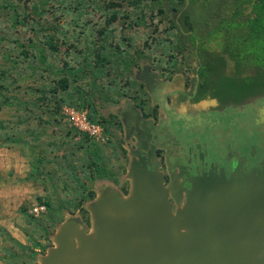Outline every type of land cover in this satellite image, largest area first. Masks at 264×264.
Instances as JSON below:
<instances>
[{
	"label": "rangeland",
	"instance_id": "374dc122",
	"mask_svg": "<svg viewBox=\"0 0 264 264\" xmlns=\"http://www.w3.org/2000/svg\"><path fill=\"white\" fill-rule=\"evenodd\" d=\"M191 1L196 2L0 0V72L5 76V80L1 81L5 88L2 94L11 104L0 108V118L8 114L9 119L6 121H9V126L18 124L29 130L50 125L52 119L46 113L55 111L58 114L55 118V125L58 126L56 133L41 136L50 148L47 157L50 169L46 180L36 182L40 183L45 193L36 198V203L43 204L45 212L33 217L28 212L32 205H24L22 215L30 226V230L25 231L28 245L19 251L21 258L16 264H25L33 255H44L53 247L54 238L64 222L76 219L87 224V212L83 205L91 201L97 192L109 190L112 184L119 193H131L132 178L130 174L127 179L124 175L127 171L125 152L121 148L118 128L114 126L113 120L104 122L96 119L84 106H93L90 100H94L95 84L102 90L104 82L109 79L104 78L105 73L113 75L116 67L122 64L126 67L129 62L138 67L139 62H149L152 57L156 59L152 65L169 71L178 61V71L184 78L194 76L195 60L185 52L192 46L183 42L176 55L172 47L178 40L177 36L182 37L189 30L192 36L201 38L206 22L213 24L225 14L229 0H197L199 3L189 5ZM239 11L227 16L231 21L235 19L241 29L251 16L250 5L241 6ZM14 13L19 23L13 22ZM189 18L191 26L188 27L183 21ZM102 44L105 52L112 53L100 52L98 47ZM39 49H42V55L38 53ZM93 50H97L98 57L103 59L107 55L108 60L93 67L91 62L96 56ZM228 53L232 62L238 60V52L233 47ZM41 56L45 58L43 66L39 63ZM62 78L66 79V88L56 86V82ZM53 89L55 95L51 93ZM79 91H86L88 96L85 102L77 104L72 99L76 98ZM52 101H57V105H50ZM66 106H80L86 110L92 119L90 121L102 126L107 136L105 143L97 144L68 128L63 123L61 113ZM244 110H247L249 117L254 116L247 122L254 130L253 136L247 140L256 141L254 149L264 164V98L255 100ZM243 121L246 123L247 120ZM3 124L7 125L8 122L0 119V136L11 134L4 129ZM229 124L233 126V121ZM24 137L28 142H35L31 134L25 132ZM260 141L262 145L258 143ZM115 173L118 174L116 178ZM189 182H186L188 187L180 191L188 190ZM164 183L167 182L164 180ZM166 199L171 214L175 216L179 206L184 203L183 193L178 195L175 191L171 192Z\"/></svg>",
	"mask_w": 264,
	"mask_h": 264
},
{
	"label": "water",
	"instance_id": "95a60500",
	"mask_svg": "<svg viewBox=\"0 0 264 264\" xmlns=\"http://www.w3.org/2000/svg\"><path fill=\"white\" fill-rule=\"evenodd\" d=\"M130 175L128 199L93 204L94 239L64 222L41 264H264V165L193 177L175 216L157 174Z\"/></svg>",
	"mask_w": 264,
	"mask_h": 264
},
{
	"label": "crops",
	"instance_id": "0c3cea01",
	"mask_svg": "<svg viewBox=\"0 0 264 264\" xmlns=\"http://www.w3.org/2000/svg\"><path fill=\"white\" fill-rule=\"evenodd\" d=\"M174 45L172 48L178 55V41ZM100 52L112 53L111 51L105 52L104 45ZM103 60H108V56L106 55ZM94 61L91 62L93 67L98 65ZM154 62L156 59L150 57L149 62L142 60L138 63L140 64L138 67H135L134 63L131 62L126 67L124 64L120 67L118 61L119 67H116L115 71L113 70V75L104 74V78L109 79L104 82L102 90L97 88L95 84L94 100H90V104L93 106L85 105L84 107L90 114L93 113L96 119H101L104 122L113 120L116 127L120 129L118 130V137L121 140V148L125 152L127 171L124 175L126 179L129 178L128 175L131 174V170L157 174L162 180V187L166 195H170L174 191L181 195L183 191H179L181 190L182 167L178 162V128L174 127L176 124L174 122H176L175 117L178 116V84L182 81L178 83V73L175 74V71L173 74L170 73V79L164 78L163 74L166 70L152 65ZM105 63L109 64V62ZM136 68L138 69L136 70ZM69 76L73 77V75ZM100 78L104 80V78ZM93 79L96 82L99 81L98 78ZM87 96L86 91H79L72 101L80 104L87 100ZM135 97L138 101L141 99L145 102L146 106L143 107V111L136 105L138 101ZM57 101L50 102V105H57ZM192 103L203 107L207 105V108L216 106V101L208 96L205 99L193 98ZM144 108L150 109L152 113L143 114ZM144 113L149 112L145 111ZM7 115L0 118L8 122L7 125L3 124L4 129L12 132L6 136L3 134L0 136V264H16L21 258L19 251L28 245L25 231L30 230V226L24 221L20 208L26 204L33 205L37 202L36 198L45 194L40 183H36L46 180L47 171L50 169L47 163L50 148L46 144L47 141L43 142L41 136L47 137L56 133L58 126L55 125V118L58 114L55 111L46 113V116L52 119L51 124L43 127H32L29 130L23 125L9 126V121H6L9 119ZM25 132L31 134L35 142L26 141ZM156 149H162L167 159L164 162L166 169L162 171L155 169V162L152 159L153 151ZM164 173L168 175L167 183H164ZM209 173L216 174L212 170L201 175H208ZM220 174L222 175L221 172L217 175ZM117 175L115 173L114 177L116 178ZM222 176L224 177V175ZM110 185L109 190L102 193L97 192L91 201H87L83 205L87 212V224L82 221L78 222L76 219L72 221L76 224L77 229L83 230L84 235L92 239L95 236L91 211L93 203L112 196L125 201L130 196L129 193L117 192L116 186L113 188V185ZM74 243L77 248L78 244L75 239ZM53 244L51 248L56 247L55 241ZM33 251L37 252L38 250L33 249ZM47 252L41 256L33 255L34 257L28 258L25 264H41V259H45Z\"/></svg>",
	"mask_w": 264,
	"mask_h": 264
},
{
	"label": "flooded vegetation",
	"instance_id": "af4514ba",
	"mask_svg": "<svg viewBox=\"0 0 264 264\" xmlns=\"http://www.w3.org/2000/svg\"><path fill=\"white\" fill-rule=\"evenodd\" d=\"M176 32L178 33L177 30ZM177 37L178 52H180L179 49L185 42V34ZM193 48L190 47L185 52L195 60L194 71L196 70V73L194 76L184 78L183 74L178 71V62L174 63L172 67L174 70L170 68L167 71L162 68L166 70L163 74L164 78L170 79V73L173 74L175 71V74L178 73V83L182 81L178 84V116L175 117L176 122H174L176 123L174 127L178 128V162L182 167L181 189L188 187L186 183L188 180L212 170L216 174L221 172L225 178H228L237 169L249 172L264 165L254 149L256 141L253 143L247 140L254 133L253 127L247 122H250L248 119H253L254 116L249 117L247 110L243 111L255 100H263L264 96L249 99L237 105L220 106L217 102L213 108H207V105L204 107L199 104L194 105L192 99H205L213 83L207 81L208 84H206L205 80L202 81L203 79L198 76V63L203 56ZM135 99L138 101L137 97ZM136 105L141 110L146 106L141 99ZM254 108L251 107V109ZM145 111L149 113H144ZM144 112L143 114L146 115L152 113L147 108H144ZM243 119L247 120L246 123ZM230 121H233V126L229 124ZM258 143L262 145L263 142ZM152 159L155 162V169L159 171L166 169L164 162L167 159L162 149L154 150ZM163 177L167 182L168 175L164 173Z\"/></svg>",
	"mask_w": 264,
	"mask_h": 264
},
{
	"label": "trees",
	"instance_id": "16d2710c",
	"mask_svg": "<svg viewBox=\"0 0 264 264\" xmlns=\"http://www.w3.org/2000/svg\"><path fill=\"white\" fill-rule=\"evenodd\" d=\"M196 3L199 2L191 1L189 5ZM248 4L251 16L245 20L240 29L235 19L231 21L227 15L234 11L240 13L241 6ZM17 17L14 13V23H19ZM183 22L188 27L191 24L190 18ZM187 32L185 41L203 56L198 63V76L203 79L202 81L205 80L206 84H208L207 81L213 83L206 97L224 106L237 105L249 99L264 96V0H229L225 14L217 18L213 24L206 22L201 38L192 36L189 30ZM98 34L101 33L98 32ZM232 47L238 52V60L235 62H232L228 53ZM98 49L102 51L103 45H100ZM38 53L42 55V49H39ZM93 53L96 54L94 63L102 64L104 60L98 57L97 50L95 52L93 50ZM39 63L42 66L45 65L43 56L40 57ZM3 77L5 78L4 74L0 72V108L11 106L2 94L5 89L2 84L5 80ZM56 86L66 88V79L58 80ZM52 91L51 93H54V89ZM72 107L82 109L80 106ZM88 118L92 120L89 115ZM45 205L48 206L46 203ZM20 212H24V207L20 208Z\"/></svg>",
	"mask_w": 264,
	"mask_h": 264
},
{
	"label": "built area",
	"instance_id": "2783aa9c",
	"mask_svg": "<svg viewBox=\"0 0 264 264\" xmlns=\"http://www.w3.org/2000/svg\"><path fill=\"white\" fill-rule=\"evenodd\" d=\"M62 115L68 128L78 134L85 135L97 144H104L107 140L102 126L98 123H92L88 118L86 110L66 106L62 110ZM28 212L31 216L36 217L45 212V207L43 204L35 203Z\"/></svg>",
	"mask_w": 264,
	"mask_h": 264
}]
</instances>
